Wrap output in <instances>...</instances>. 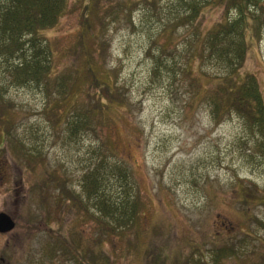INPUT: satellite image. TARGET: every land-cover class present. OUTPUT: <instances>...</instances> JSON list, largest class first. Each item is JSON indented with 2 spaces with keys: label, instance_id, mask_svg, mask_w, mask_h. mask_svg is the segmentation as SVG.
<instances>
[{
  "label": "rangeland",
  "instance_id": "1",
  "mask_svg": "<svg viewBox=\"0 0 264 264\" xmlns=\"http://www.w3.org/2000/svg\"><path fill=\"white\" fill-rule=\"evenodd\" d=\"M140 1L100 0L126 7L104 29L97 20L91 33L71 0L58 25L40 37L48 40L50 76L34 85H13L0 59V82L7 87L0 105L6 120H0V212L16 221L12 232L0 234V264H94L97 257L99 264L102 258L107 264H158L164 255L167 264L202 255L212 264L215 248L229 246L244 252L224 264H264L262 156L238 115L214 121L204 99L217 81L199 74L201 87L184 73L187 47L193 50L201 37L197 29L208 33L223 11L204 12L196 29L175 27L169 20L178 17H166L169 0L160 3L161 15ZM81 32L84 52H74ZM88 40L96 49L91 72L82 56ZM156 62L161 67L153 74ZM202 71L215 72L210 65ZM242 72L257 77L264 96V32ZM91 77L115 84V97L100 110ZM82 110L90 112V125L75 133L69 120ZM99 144L109 160L117 161L114 151L126 161L141 199L136 225L118 232L81 190Z\"/></svg>",
  "mask_w": 264,
  "mask_h": 264
},
{
  "label": "trees",
  "instance_id": "2",
  "mask_svg": "<svg viewBox=\"0 0 264 264\" xmlns=\"http://www.w3.org/2000/svg\"><path fill=\"white\" fill-rule=\"evenodd\" d=\"M71 0H0V59L8 65V75L11 76L12 84L15 86L34 85L35 81L46 80L50 76V69L47 68L48 40H42V33L58 25L68 9ZM163 0H141L148 5V8L156 15L164 14L160 6ZM74 6L81 8L82 24L84 29L93 33V24L99 20L102 28L110 25V21L118 20V14L123 13L126 5L113 3L102 5L100 0H74ZM171 5L166 13L172 19L173 24L184 28H195L199 17L212 9L223 11V19L216 24L208 33L200 29L201 37L195 42L194 49L187 47L189 57L184 65V73L193 82L201 86L199 74L203 78L216 80L217 85L204 102H208L211 115L217 122L222 121L231 114H236L245 126L248 140L251 146L262 156L264 166V96L262 94L258 79L251 73H243L251 46L259 42L264 32V2L262 0H169ZM81 3V4H80ZM177 3V5H176ZM104 11V17L98 14ZM105 25V26H104ZM101 33V31H100ZM99 34H94L96 37ZM84 36L82 32L77 40L74 52L80 49L84 52ZM87 42H90L88 45ZM85 44L86 55L84 62L91 72V62L94 59L91 54L96 50L91 46L90 40ZM97 46L98 42L93 41ZM200 44V47L197 46ZM153 45V44H152ZM152 45L149 51L152 52ZM26 54L21 59H14L12 54ZM161 62H156L152 73L155 74L161 67ZM210 65L215 72L213 75L201 72L202 67ZM193 67L196 70H193ZM0 82V105L4 99V87ZM92 85L98 89L100 104L95 110H100L115 97V84L108 77L100 80L91 77ZM66 83V82H65ZM202 87V86H201ZM65 91V90H64ZM64 91L62 94H64ZM112 98H109L112 95ZM109 100V101H108ZM90 113V112H88ZM86 110H82L70 117L69 127L77 133L79 129H86L90 123ZM5 110H1L0 120H5ZM0 136L4 140V130L0 129ZM96 154L95 165L91 172L85 174L81 180L82 192L86 201H93V208L100 216L109 221L113 232L120 229H127L138 221L139 209L141 206L140 195L134 194L135 185L130 180L128 164L122 158L116 157L114 151L112 156L117 159L109 160L108 151L103 144L93 149ZM132 175V173H131ZM130 176V177H129ZM256 199V197H254ZM80 202V197L78 200ZM264 204V199H262ZM88 203H86L87 205ZM82 207V203H80ZM264 228V220L261 222ZM114 225V226H113ZM216 255H212V264H224L231 259L230 255H242L244 249L236 246L216 247ZM80 260L83 259V257ZM203 257V258H202ZM109 259V257H107ZM101 261V257H99ZM101 264H107L102 258ZM98 263V257L96 259ZM167 262V260H165ZM161 261L158 264H166ZM191 263L181 264H211L204 260V255L196 259L193 257ZM91 264V263H89Z\"/></svg>",
  "mask_w": 264,
  "mask_h": 264
},
{
  "label": "water",
  "instance_id": "3",
  "mask_svg": "<svg viewBox=\"0 0 264 264\" xmlns=\"http://www.w3.org/2000/svg\"><path fill=\"white\" fill-rule=\"evenodd\" d=\"M15 228V223L6 214H0V232H10Z\"/></svg>",
  "mask_w": 264,
  "mask_h": 264
}]
</instances>
